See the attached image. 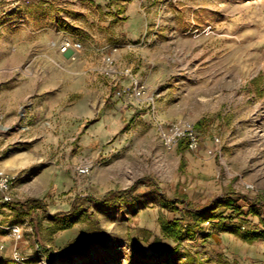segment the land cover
Listing matches in <instances>:
<instances>
[{"label": "rangeland", "instance_id": "rangeland-1", "mask_svg": "<svg viewBox=\"0 0 264 264\" xmlns=\"http://www.w3.org/2000/svg\"><path fill=\"white\" fill-rule=\"evenodd\" d=\"M133 3L145 25L136 40L123 32ZM10 6L0 0V40H12L14 80L38 81L53 66L63 76L60 101L45 104L43 90L28 88L15 109L0 110V171L17 177L13 200L0 204V264H264V244L255 245L264 239L248 243L217 230L218 215L230 212L223 207L199 219L173 262L157 254L176 245L159 218L182 217L161 206L162 194L184 192L202 206L231 192L245 210L239 194L264 200V0H30L8 12ZM39 30L50 33L43 44L34 42ZM63 34L82 42L76 60L52 44ZM126 67L145 94H116L129 85L120 73ZM115 116L123 124L108 140L95 136L85 159L87 128ZM174 121L194 124L198 149L164 147L160 128ZM83 164L89 172L78 171ZM28 198L41 200L30 214ZM71 206L72 226L58 229L68 221L54 213ZM242 223L264 229L257 215Z\"/></svg>", "mask_w": 264, "mask_h": 264}, {"label": "trees", "instance_id": "trees-1", "mask_svg": "<svg viewBox=\"0 0 264 264\" xmlns=\"http://www.w3.org/2000/svg\"><path fill=\"white\" fill-rule=\"evenodd\" d=\"M182 149H184V147H182ZM110 192L111 191L108 193ZM238 197L248 202L249 208L247 210L236 203L237 199L233 197L231 192H223L220 195L211 198L202 206L192 204L184 192L176 191L171 197L162 194L159 199L161 206L168 208L173 212L180 210L182 212V217H173L171 219L159 218L164 236L173 239L176 242V245L158 251L157 254L164 262H173L181 246V242L186 238H193L195 236L194 227L198 225L199 219H205L203 217L205 213L214 212L220 207L229 209L230 212L226 213L224 216H222V214L218 215L216 228L219 232H231L248 243L264 239V229L251 228L248 226L245 228L242 223L247 214L260 216V221L264 223V216H261L262 212H264V200L259 199L258 197H250L245 194H239ZM40 203V199L28 198L23 205L28 208V214H30V212ZM211 205L213 206L212 209L210 208ZM74 210V206H71L67 211L54 213V216H60L62 217V220L68 221L58 229H66L72 226V221H69L68 218L73 214ZM211 218V216L208 217V219ZM235 218L239 219V223L234 222ZM186 254L187 257L185 262L188 263L193 257L190 256L188 252Z\"/></svg>", "mask_w": 264, "mask_h": 264}, {"label": "crops", "instance_id": "crops-1", "mask_svg": "<svg viewBox=\"0 0 264 264\" xmlns=\"http://www.w3.org/2000/svg\"><path fill=\"white\" fill-rule=\"evenodd\" d=\"M98 2V1H97ZM100 3L105 2V0H99ZM130 5L127 7L126 11L130 14V21L129 24L123 29L126 37L131 40H136L139 35H142L143 31L145 30V25L142 24L141 17L137 16L136 7ZM50 33L47 31L39 30L33 33V37L35 38L34 42L36 44H43ZM2 40V39H1ZM0 40V110L11 111L15 109L16 105L22 102L23 94L25 90L28 88L31 89V92L36 91V89L43 90V93L47 95L45 97L44 103L49 104L50 102H58L61 99V92H62V72L60 69L56 67H52L47 72L43 73V76L39 78L38 81L26 80L24 77H17L19 80H14V73H13V56L9 53L10 45H12V40L10 38L5 37L3 42ZM51 42V41H50ZM27 43V42H26ZM53 44V42H52ZM55 46V45H54ZM52 59V58H51ZM51 61V60H50ZM55 61V59H53ZM119 83L121 85L128 84L127 78L119 79ZM71 89L75 90L74 87H70ZM51 91L53 94V99H51ZM49 95V96H48ZM84 107L88 109L92 105V96L86 95L84 98ZM48 107V106H47ZM53 106H50L52 108ZM49 108V107H48ZM9 116V114H7ZM123 119H118L116 116L109 119L101 118L94 124H91L88 128L86 133L82 137V144H87L86 148L89 149V153H87L84 158L88 159L91 157L92 150L94 149L91 145L92 143L95 144L96 141L95 136H101L99 139H109L111 136L114 135V130L117 126L123 124ZM97 138V137H96ZM91 149V150H90ZM152 217V215H151ZM147 218L144 215L141 219V225L147 226ZM152 221V220H151ZM225 237L229 240H233V235L230 233H225ZM264 243L255 242V245H262Z\"/></svg>", "mask_w": 264, "mask_h": 264}, {"label": "built area", "instance_id": "built-area-1", "mask_svg": "<svg viewBox=\"0 0 264 264\" xmlns=\"http://www.w3.org/2000/svg\"><path fill=\"white\" fill-rule=\"evenodd\" d=\"M10 3L8 12H11L16 4L20 1H30V0H6ZM60 52V54L70 60H76L78 58L79 52L83 48V44L78 39V37H73L71 35H62L59 40L53 42ZM129 43L123 45H114L112 48L113 52H118L120 47L128 46ZM109 64L114 62V58H106ZM129 77L130 82L128 86L122 87L116 92L117 95H137L145 94L146 86L137 79V75L133 73L132 69L129 67L123 68L120 72ZM160 136L162 143L167 150L175 149L179 144L183 143L187 149L195 150L200 147L201 137L200 133L197 131L194 124L187 123L185 121H174L168 122L160 128ZM81 173L89 172V165L83 164L78 168ZM17 180L15 175H11L7 172L0 171V204H6L13 200L10 194L11 185ZM12 231L14 234L20 233V228L18 226H13Z\"/></svg>", "mask_w": 264, "mask_h": 264}]
</instances>
